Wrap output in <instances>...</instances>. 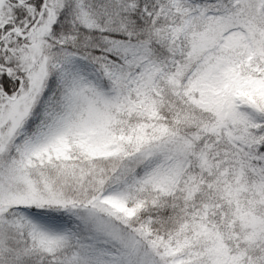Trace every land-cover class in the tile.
Returning a JSON list of instances; mask_svg holds the SVG:
<instances>
[{
  "label": "snow or ice",
  "instance_id": "1",
  "mask_svg": "<svg viewBox=\"0 0 264 264\" xmlns=\"http://www.w3.org/2000/svg\"><path fill=\"white\" fill-rule=\"evenodd\" d=\"M0 264H264V0H0Z\"/></svg>",
  "mask_w": 264,
  "mask_h": 264
}]
</instances>
